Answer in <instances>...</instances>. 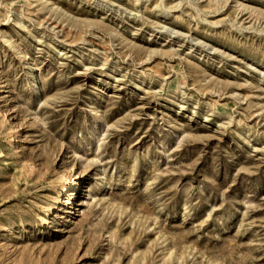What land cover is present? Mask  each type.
Returning <instances> with one entry per match:
<instances>
[{"label": "rangeland", "instance_id": "374dc122", "mask_svg": "<svg viewBox=\"0 0 264 264\" xmlns=\"http://www.w3.org/2000/svg\"><path fill=\"white\" fill-rule=\"evenodd\" d=\"M0 264H264V0H0Z\"/></svg>", "mask_w": 264, "mask_h": 264}, {"label": "bare ground", "instance_id": "6f19581e", "mask_svg": "<svg viewBox=\"0 0 264 264\" xmlns=\"http://www.w3.org/2000/svg\"><path fill=\"white\" fill-rule=\"evenodd\" d=\"M78 177H80V176H78ZM64 181L68 182V179L65 177ZM71 189H72V184L64 185L62 188L63 191H67V192H69Z\"/></svg>", "mask_w": 264, "mask_h": 264}]
</instances>
